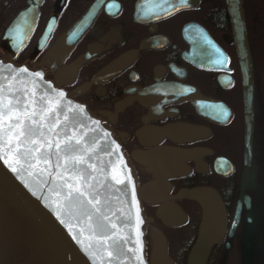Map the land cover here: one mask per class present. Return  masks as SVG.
<instances>
[{"label":"flooded vegetation","instance_id":"af4514ba","mask_svg":"<svg viewBox=\"0 0 264 264\" xmlns=\"http://www.w3.org/2000/svg\"><path fill=\"white\" fill-rule=\"evenodd\" d=\"M241 3L253 71L249 7ZM206 43L219 50L217 64ZM0 57L40 69L112 126L135 170L149 264L158 234L172 264H192L203 209L189 192L200 187L217 192L226 216L202 264L247 263L264 232L263 93L253 72L249 158L224 0H0ZM199 102L211 104L214 117ZM223 105L229 116L221 122ZM12 205L0 198V212ZM170 206L183 221L165 223L177 217Z\"/></svg>","mask_w":264,"mask_h":264},{"label":"water","instance_id":"95a60500","mask_svg":"<svg viewBox=\"0 0 264 264\" xmlns=\"http://www.w3.org/2000/svg\"><path fill=\"white\" fill-rule=\"evenodd\" d=\"M229 14L231 32L234 42L235 54L239 64V72L242 83V100L244 107V154L250 158L251 150V135L253 128V71L252 60L249 51L245 19L241 0H224ZM186 6V3H183ZM173 10V9H172ZM76 27V28H75ZM75 30H80L81 27L75 25ZM218 50V49H217ZM219 52V50H218ZM28 69L24 72L23 69ZM207 68H212L208 66ZM39 71L42 77L37 80L33 73ZM7 77V79H5ZM8 80H12L13 87L23 89L24 87L31 88L35 85L37 96L47 93L51 97H55L56 93L63 91L65 97L60 109L59 117L63 121V114L66 111L65 105H71L75 111L69 113V122L64 127L58 129L60 138H63V133L85 135L86 145L95 147L96 152L92 156L90 162L96 163L98 169L103 168V171H97L96 181L104 185L100 189L102 211L107 214L112 222L117 223V228H123L121 236L125 240H120V253L115 258L109 261L106 254L103 252V245L97 243L93 238L89 240L90 233L86 230L83 236L80 234V229L84 227L83 219L73 212L69 214L67 211L58 216V208L55 201L57 188L51 177L40 174L37 170L33 175H28L27 171L14 173L11 168L0 159V177L3 178L16 192L32 215L34 220L53 237L55 242L61 246L66 254L69 262L72 264H94L92 253H96V264H99V258L105 256L104 264H139L136 256H139L144 264L146 261L145 242L147 234V218L144 215L142 207V199L139 194L135 172L131 161L123 148L119 138L114 133L109 124L104 122L98 116L92 114L88 108L81 102L77 101L61 86L47 78L40 69H33L24 63L17 62L15 59L0 57V85L7 86ZM16 95H22L17 92ZM196 107L202 114L209 117H214V109L211 104L199 102ZM79 108H83L81 113ZM224 122L229 116L228 108L222 107ZM93 121L98 123L93 124ZM219 121V120H218ZM87 127L81 130V125ZM107 134L106 136L104 134ZM45 135H48L45 130ZM55 138V137H53ZM119 145L117 148L116 146ZM53 152L55 149L52 150ZM55 163V156L51 157ZM86 167V166H84ZM114 170V171H113ZM113 175H118L120 179L130 176L131 179L124 185H118L112 179ZM135 191L136 201L135 207L132 206V193ZM190 197L196 199L203 209L202 219L198 228V236L192 248L191 254L192 264H202L209 244L221 237L226 225V216L223 204L217 192L210 187H200L191 190ZM63 192H61V196ZM107 201L105 204L104 202ZM167 211H172L176 215V219L166 218L165 223L173 224L184 220V214L175 206H170ZM121 212L126 216H131L130 223L136 224V216L142 223H139V234L136 227H123V217ZM237 212L239 210L237 209ZM236 218V214H235ZM64 220V223H61ZM2 219H0L1 224ZM236 222L233 220L231 227L228 230V236H231ZM100 233H97L99 235ZM110 234V233H108ZM75 237V239H74ZM139 241V244L136 241ZM82 241V242H81ZM93 244L92 249H88L89 243ZM111 243V241H109ZM136 247L139 251L135 256L128 252L129 248ZM127 257V259H126ZM150 264H172L171 259L165 251V240L161 234H158L150 256Z\"/></svg>","mask_w":264,"mask_h":264},{"label":"snow or ice","instance_id":"6c2138e0","mask_svg":"<svg viewBox=\"0 0 264 264\" xmlns=\"http://www.w3.org/2000/svg\"><path fill=\"white\" fill-rule=\"evenodd\" d=\"M23 71L27 72L28 69L25 68ZM33 76L39 80L42 73L36 71ZM17 92H21L22 95H16ZM64 97L63 91L56 93L55 97L47 93L38 97L35 85L31 88L16 89L12 80H8L7 86L0 85V159L14 173L27 171L31 176L38 170L40 174L51 177L57 188L58 199L55 203L58 216L65 211L69 214L77 213L84 222L80 234L83 236L87 230L90 233L89 240L94 238L97 243H101L103 252L110 261L120 253V240H125V243L127 240L121 236L123 228L118 229L117 223L112 222L101 209L100 189L104 185L96 181L95 173L102 172L103 168L98 169L96 163L90 162L96 148L86 145V133L77 135L64 132L63 138H60L58 129L68 124L69 113L75 111L70 104L65 105L63 121L60 120L59 113ZM79 111L82 113L84 109L79 108ZM96 123L98 122L93 121V124ZM80 127L83 130L87 126L82 124ZM45 130L48 135H45ZM116 147L118 148L119 145ZM53 156L55 163L51 159ZM112 179L116 184L124 185L131 177L120 179L118 175H113ZM61 192H63L62 196ZM135 201L136 195L133 190V207ZM104 203L106 204L107 201ZM121 217L124 228L136 227L139 234L138 225L142 223L139 214L136 216L135 225L130 223L132 219L130 215L126 216L121 212ZM61 223H64V220H61ZM136 243L139 244V241L137 240ZM92 248L93 244L90 242L88 249ZM138 251L136 247L128 249V252L134 256ZM92 259L96 264L95 252L92 253ZM104 259L105 256H101L99 264H104ZM136 260L139 264H144L139 256H136Z\"/></svg>","mask_w":264,"mask_h":264},{"label":"rangeland","instance_id":"374dc122","mask_svg":"<svg viewBox=\"0 0 264 264\" xmlns=\"http://www.w3.org/2000/svg\"><path fill=\"white\" fill-rule=\"evenodd\" d=\"M247 6L249 7L247 13L251 19L250 31L252 39L251 43L253 47L252 52L255 89L257 94L263 93V98L259 95L258 100L262 106L261 109L264 110V5L261 0H247ZM9 210L10 213H8ZM9 210L5 215V224H7L10 229L0 231V242L1 240H8V242L11 243L12 240H16V242L19 241V243L23 244L28 237L30 238V236H28L29 227L24 226L23 219L33 222V228L35 230L37 224L29 216V214L22 209L20 204L18 207H14ZM262 233L254 237L256 245L253 248V252L246 264H264V232ZM257 243L259 245H257ZM34 244H36V240H34ZM2 251L5 254L6 251ZM2 259L3 258H1L0 261ZM231 259L226 264H236L235 260L231 261ZM12 260L13 256H10L6 264L13 263L14 261Z\"/></svg>","mask_w":264,"mask_h":264},{"label":"bare ground","instance_id":"6f19581e","mask_svg":"<svg viewBox=\"0 0 264 264\" xmlns=\"http://www.w3.org/2000/svg\"><path fill=\"white\" fill-rule=\"evenodd\" d=\"M9 197L12 198L13 205L12 207L8 208L7 211L14 207H18V205L20 204L22 209L26 211L29 214V216L34 220L32 215L23 205V202L20 199V197L16 194V192L12 189V187L3 178L0 177V198L7 199ZM8 213H10V210L8 211ZM5 215L6 212H4V210L0 212V217L2 218L0 224V231L2 230L6 231L10 229L8 225L5 224ZM34 222L36 223L35 220ZM23 223L24 226L29 227L28 232L35 235L36 244H39L41 246L42 264H68L65 263L63 260V258L67 256L65 250L55 242L53 237L40 225L38 221L36 223L37 224L36 230L33 228L34 225L33 222L23 219ZM8 243H9L8 240H1L0 242V248L6 251L4 254L3 251L0 249V259L3 258L0 261V264H6L10 256L13 255L19 256L21 250L23 249L22 244L19 243V241L16 242V240H12L11 243L9 244ZM70 264L72 263L70 262Z\"/></svg>","mask_w":264,"mask_h":264},{"label":"trees","instance_id":"16d2710c","mask_svg":"<svg viewBox=\"0 0 264 264\" xmlns=\"http://www.w3.org/2000/svg\"><path fill=\"white\" fill-rule=\"evenodd\" d=\"M28 245L22 246L19 256L13 255V263L11 264H42V249L39 244L32 242L26 243ZM65 263L70 264L67 256L63 258Z\"/></svg>","mask_w":264,"mask_h":264}]
</instances>
